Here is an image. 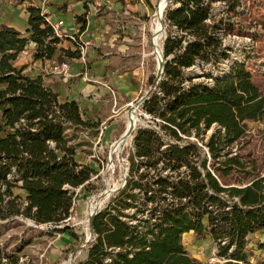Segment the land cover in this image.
Here are the masks:
<instances>
[{
	"label": "trees",
	"instance_id": "obj_1",
	"mask_svg": "<svg viewBox=\"0 0 264 264\" xmlns=\"http://www.w3.org/2000/svg\"><path fill=\"white\" fill-rule=\"evenodd\" d=\"M215 2L226 3L230 13L241 4L173 0L178 6L167 8V63L156 91L143 103L163 125L159 130L136 131L127 183L95 215L88 257L78 264H200L183 242L191 232L213 240L222 264H251L249 237L264 231V177L241 187L222 184L218 175L222 171H208L206 161L198 164L197 140L191 138L217 126L206 144L216 156L245 135L249 122L264 115V94L242 65L229 75L216 76L212 84L185 77L199 60L213 59L217 65L230 58L232 48H222L216 35L220 22L208 24ZM28 11L29 38L0 27V219L24 217L65 232L67 226H58L71 217L77 189L92 191L95 174L90 165L77 160L81 144L71 145L67 133L98 125L83 119L76 101H62L41 77L31 78L26 67L15 65L30 41L37 46L36 60H51L57 53L61 62L75 56L57 48L60 40L40 9ZM76 18L84 31L87 15ZM144 167L156 171H141ZM18 183L25 200L12 193ZM9 197L13 198L5 209L2 205ZM257 251L264 253L263 241ZM0 264H17V259L0 249Z\"/></svg>",
	"mask_w": 264,
	"mask_h": 264
},
{
	"label": "rangeland",
	"instance_id": "obj_2",
	"mask_svg": "<svg viewBox=\"0 0 264 264\" xmlns=\"http://www.w3.org/2000/svg\"><path fill=\"white\" fill-rule=\"evenodd\" d=\"M240 3V7L232 13L228 11L226 3H213L208 21L209 25L220 22L221 29L216 35L222 43V48H232L230 58L217 65L213 59L199 60L185 71V77L187 80L192 79L195 83L212 84L216 76L229 75L232 68L238 64L244 66L251 74L252 82L264 94V0H241ZM166 4L165 12L169 7L178 6L170 0ZM160 5L161 0H125L121 4L123 10L117 17L119 24L122 25L121 40H128V43H124L128 46L123 52L125 55L131 53V60L125 64L128 71L125 72L131 70L134 73L132 81L138 82L139 97L133 101L132 105L110 113L115 117L109 122L102 123L100 116L97 117V121L92 120L98 128L82 132L70 129L67 133L71 145L81 144L78 147L77 160L90 165L95 171L91 178L92 191L77 189L71 217L66 225L58 226L59 229L65 226L68 229L65 232H54L55 226L37 225L32 219L24 217L0 219V249L14 260L17 259V264H78L86 260L89 246L87 241L91 233L89 225L91 214L99 208L102 209L105 202L127 183L130 171L128 156L133 148L136 131L141 127H153L159 130L163 125L161 119L144 108L143 103L146 99L142 101V97H147L156 91V85L161 80L163 72L159 69L158 62H162L163 43L169 29L164 12L162 17L164 30H161ZM86 9L89 11L88 7ZM229 26L231 31H227ZM59 40L57 48L63 49L62 45L67 39ZM72 44L73 48L69 49L76 54L78 47ZM36 49L37 46L35 50L30 51L34 61H36ZM165 61H167L166 57ZM52 65L45 75L46 78L56 81L53 76L59 77L63 74L55 72ZM31 68V71L38 69L32 64ZM87 69L88 66L85 67L86 71ZM205 75H210L212 78H207ZM139 103L141 104L137 107ZM133 107L137 108L134 116L131 113ZM133 125H136L134 131L126 137L133 130ZM216 129H218L217 126H213L206 135L201 134L199 138L191 136L193 140H197L198 164L202 160L206 161L208 171H229V174L222 172L218 174L222 184L226 186H246L252 180L264 177V115L256 122H249L247 132L238 141L213 156L206 144ZM165 140L168 141L169 138L165 137ZM121 142L118 149H115L114 146ZM165 143L164 148L167 147V142ZM141 171L156 170H146L144 167ZM1 185L0 182V188ZM20 185L21 183H18V186L13 187L12 193L25 200L26 192L20 188ZM12 198H7L2 207L7 209L6 204ZM261 241L264 242V234L249 237L248 250L253 251L251 264L264 263V253L257 251V244ZM183 242L191 257L200 264L223 263L218 261L217 246L210 237L199 239L194 233H190L183 236Z\"/></svg>",
	"mask_w": 264,
	"mask_h": 264
},
{
	"label": "crops",
	"instance_id": "obj_3",
	"mask_svg": "<svg viewBox=\"0 0 264 264\" xmlns=\"http://www.w3.org/2000/svg\"><path fill=\"white\" fill-rule=\"evenodd\" d=\"M121 4L122 2L117 0H0V27L15 29L21 37L29 38L31 33L28 10L34 7L43 13L53 15L55 19L65 20L68 32L74 31L76 27H80L81 31L83 24L77 22L76 17L86 14L87 25L81 34L85 40L92 43L88 51L87 71L78 60L77 52L74 57H63L62 62L69 60V75L53 76L56 81L46 78L47 69L54 61H58V53L53 58L54 61L53 59L34 61L30 51L35 50L36 44L32 41L20 54L15 65L19 68L26 67L25 73L31 78L41 77L44 85L57 92L62 101H76L84 119L97 121V117L100 116L101 122L106 123L115 117L110 115L113 110L118 111L139 97L138 82L132 81L134 73L131 70L125 72L127 70L125 64L131 60V53L125 55L123 52L127 49L128 45L124 43H128V40H121L122 25L117 18L123 10ZM98 12H100L98 15H94ZM72 45L66 40L62 48L70 50L69 48H73ZM31 64L38 69L31 71ZM111 89L115 91L116 97L111 94ZM114 98L117 100L116 107L113 105ZM261 234H264V231L251 236Z\"/></svg>",
	"mask_w": 264,
	"mask_h": 264
},
{
	"label": "built area",
	"instance_id": "obj_4",
	"mask_svg": "<svg viewBox=\"0 0 264 264\" xmlns=\"http://www.w3.org/2000/svg\"><path fill=\"white\" fill-rule=\"evenodd\" d=\"M42 15H44V20H45L46 24L52 28L54 35L58 39H67L70 42L77 45V47H78L77 52L79 54L78 60L80 61V63L84 67H86V65L88 64V60H87L88 51L92 47V43H91V41L85 40L83 38V35L80 32V27H76L74 29V31L68 32L66 30L65 20L55 19L53 17V15H51L49 13H43L42 12ZM79 34H80V36H79ZM52 69L55 72H58V73L63 74L65 76L69 75L68 74V72L70 70L69 60L64 61V62L54 61L53 65H52ZM111 94L113 95V97H116V93L113 89H111ZM145 99L148 100V96L142 97V101H144ZM132 103L133 102H131L129 105H132ZM116 105H117V100H116V98H114V107H116ZM113 112H115V111H113ZM92 237L93 236H91V233H90L89 243H90ZM217 259L219 262H222L221 258L217 257Z\"/></svg>",
	"mask_w": 264,
	"mask_h": 264
},
{
	"label": "water",
	"instance_id": "obj_5",
	"mask_svg": "<svg viewBox=\"0 0 264 264\" xmlns=\"http://www.w3.org/2000/svg\"><path fill=\"white\" fill-rule=\"evenodd\" d=\"M172 1L173 0H170V2L172 3ZM160 26H161V30H164V25H163V23H162V19H160ZM166 38L167 37H165V39H164V43H163V45L165 44V41H166ZM162 56H163V59H162V62L161 63H159L158 62V67H159V69L160 70H164V66H165V64L167 63V61H165V57H164V49H163V51H162ZM141 103H139L138 105H137V107L140 105ZM126 185V184H125ZM124 185V186H125ZM123 186V187H124ZM101 208H99V209H97L95 212H93L92 214H91V217H90V222H89V225H90V229H91V236H93V219H94V217H95V215L97 214V212L100 210ZM89 243V240L87 241V244Z\"/></svg>",
	"mask_w": 264,
	"mask_h": 264
},
{
	"label": "bare ground",
	"instance_id": "obj_6",
	"mask_svg": "<svg viewBox=\"0 0 264 264\" xmlns=\"http://www.w3.org/2000/svg\"><path fill=\"white\" fill-rule=\"evenodd\" d=\"M169 1V0H168ZM167 0H161V5H160V9H159V24H160V19H162V17H163V15H164V12H165V9H166V6H167V4H166V2H168ZM159 24H158V26H159ZM157 26V29L159 28ZM136 110H137V108L136 107H133L132 108V111H131V113H132V115L134 116V114H135V112H136ZM132 119H133V117H132ZM134 127H133V130L132 131H130V133L126 136V137H128V136H130V134L134 131V129H135V127H136V125H133ZM122 144V142L121 143H119V145L118 144H116L114 147H115V149H118V146H120ZM113 154V153H112Z\"/></svg>",
	"mask_w": 264,
	"mask_h": 264
}]
</instances>
